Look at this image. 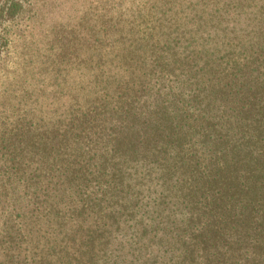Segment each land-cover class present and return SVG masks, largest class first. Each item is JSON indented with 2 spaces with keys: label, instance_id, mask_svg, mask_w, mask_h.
Instances as JSON below:
<instances>
[{
  "label": "trees",
  "instance_id": "obj_1",
  "mask_svg": "<svg viewBox=\"0 0 264 264\" xmlns=\"http://www.w3.org/2000/svg\"><path fill=\"white\" fill-rule=\"evenodd\" d=\"M142 2L1 89L0 264H264V0Z\"/></svg>",
  "mask_w": 264,
  "mask_h": 264
},
{
  "label": "rangeland",
  "instance_id": "obj_2",
  "mask_svg": "<svg viewBox=\"0 0 264 264\" xmlns=\"http://www.w3.org/2000/svg\"><path fill=\"white\" fill-rule=\"evenodd\" d=\"M142 4V0H0V92L4 86L10 94L22 87L39 101V80H50L44 77L48 58L69 54L77 36L103 37L111 23L118 24V30L136 27Z\"/></svg>",
  "mask_w": 264,
  "mask_h": 264
}]
</instances>
